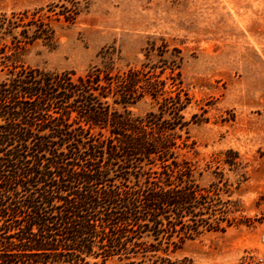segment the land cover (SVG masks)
<instances>
[{
	"label": "trees",
	"instance_id": "16d2710c",
	"mask_svg": "<svg viewBox=\"0 0 264 264\" xmlns=\"http://www.w3.org/2000/svg\"><path fill=\"white\" fill-rule=\"evenodd\" d=\"M64 9L68 21L80 12ZM32 26L2 61L12 69L0 82V264H198L173 254L201 230L240 222V209L223 200L231 192L222 177L204 187L179 158L190 125L203 122L185 116L181 50L165 59L160 39L141 68L51 71L20 63L23 45L54 38L48 24ZM146 97L153 109L132 116Z\"/></svg>",
	"mask_w": 264,
	"mask_h": 264
},
{
	"label": "rangeland",
	"instance_id": "374dc122",
	"mask_svg": "<svg viewBox=\"0 0 264 264\" xmlns=\"http://www.w3.org/2000/svg\"><path fill=\"white\" fill-rule=\"evenodd\" d=\"M75 4L79 15L68 21L64 8ZM34 20L48 24L54 38L19 50L20 63L33 68L85 75L110 63L114 73L124 72L147 62L154 40L167 43L165 59L181 50L183 85L192 97L185 116L203 122L190 125V147L179 149V158L197 167L204 187L222 177L231 192L223 200L237 202L240 222L201 230L173 255L198 264H264V0H0V82L12 69L2 61L13 37L23 40ZM152 61L158 63L156 54ZM153 107L146 97L128 112L144 117Z\"/></svg>",
	"mask_w": 264,
	"mask_h": 264
}]
</instances>
